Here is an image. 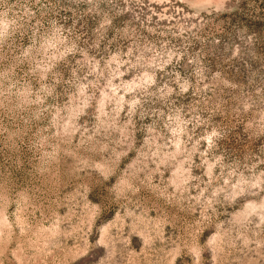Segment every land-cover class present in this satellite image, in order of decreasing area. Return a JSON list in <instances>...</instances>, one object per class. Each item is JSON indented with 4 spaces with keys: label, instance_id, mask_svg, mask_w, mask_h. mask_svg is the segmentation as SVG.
<instances>
[{
    "label": "rangeland",
    "instance_id": "rangeland-1",
    "mask_svg": "<svg viewBox=\"0 0 264 264\" xmlns=\"http://www.w3.org/2000/svg\"><path fill=\"white\" fill-rule=\"evenodd\" d=\"M0 264H264V0H0Z\"/></svg>",
    "mask_w": 264,
    "mask_h": 264
}]
</instances>
